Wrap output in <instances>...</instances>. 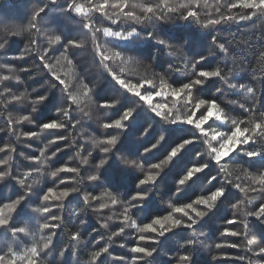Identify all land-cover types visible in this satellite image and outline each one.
<instances>
[{"label":"snow or ice","instance_id":"6c2138e0","mask_svg":"<svg viewBox=\"0 0 264 264\" xmlns=\"http://www.w3.org/2000/svg\"><path fill=\"white\" fill-rule=\"evenodd\" d=\"M56 2L57 0H40L36 6L30 8L26 26L0 19V32H3L6 37H20L26 31H35L47 37L49 46L44 48L43 54L38 58L42 62L43 69L52 79L49 91L32 101L33 106L30 113L20 115L17 119H13L12 116L7 118L8 127L24 122L33 123L32 114L37 111L36 105L48 101L53 90H59L63 94V102L67 107L57 108L58 118L42 123L39 126L40 132L82 128L83 123L91 119L90 106L93 102L95 88L81 82L78 89L70 90L72 84L69 79L73 73L72 60L68 57L69 49L82 48L85 42L75 38L66 39L61 34L41 33L40 30L42 21L52 11L50 5H54ZM208 8V0H97L95 3L89 0L87 6L84 3H79L78 0H64V6L58 11L61 14L74 15L85 20L82 27L91 33L95 54L99 58L98 62L110 77L113 87L119 92V98H105L102 103L98 104V107L104 110L119 108V112L116 118L109 117L100 124L105 132L102 138L92 140L91 150H86L84 144L78 146L75 155L80 157V167H71L68 163H64L48 173L52 178H59L60 173L73 175L59 178L58 185L41 189L39 192H34L33 185L38 184L39 181L33 177L43 175L44 166L65 148L72 147L75 140L71 144L65 143L64 148L56 147L50 155H46L49 145H56L58 142L68 140L66 135H54L49 144L39 150L38 155L27 157L40 166L30 167L28 170L16 174H14L12 165V154L16 152V148L10 144L0 146V154H4L0 157V184L12 180L20 186L19 194L7 201L0 202V233H9L12 237L19 234H31L27 226L15 225V217L25 214L26 205L34 195L39 201V206L32 211L40 214L44 220L39 225V230L47 231V235H41L39 240H35L30 247L25 248L22 252L15 251L11 245L7 246L6 251L0 249V264H43L42 255L47 254L45 250H50L58 231L64 226L63 217L55 214L53 209L61 208L63 202L74 194L81 196L83 204V207L73 212V215L76 216L86 215L88 212L99 216L105 210L115 207L122 208L121 225L116 231L111 232L103 246L92 252L94 264H102L100 258L105 254L111 255L110 248L113 246L114 238L123 236L126 229H134L139 234L138 240L129 249L132 254L131 264H150L147 258L157 254L159 246L169 239L170 234L174 235L175 230H191L195 235L196 226L218 206V203L222 202L229 187L243 192L245 199H248L249 192L257 190L264 192V169L257 174L244 170V175L249 177L251 184L242 187L239 182H234L230 178L232 172L226 162L230 157H243L247 163L264 164V111H259L257 116L255 107L249 108L236 100L225 103L217 97L196 96V93L202 91L209 82L219 80L227 83L229 77L233 75L232 71L225 67L206 68L203 66L217 54L227 58L230 55L229 41H221L217 35L209 32L201 33V35H210V47L207 51L196 53L191 66L192 76L187 78L186 82L181 81L177 84L168 83L163 76H160L157 81L155 76L147 75L136 78L134 82L133 76L138 72L139 61L132 55L125 54L126 51L135 50L137 43L141 41H150L153 45L167 49L169 53H172L177 47H182L170 42L174 37L165 38L151 30L142 35L141 30L152 25L184 22L183 26L187 27H191L192 24L198 25V28L193 31L200 32V30H219L222 26L229 24H246L257 17L264 18V0H228L223 5L217 0L214 12L208 11ZM221 8L224 10L222 11ZM94 15L106 18L112 26L97 27L92 19ZM97 33L102 35L105 43L97 41ZM35 43L33 40L32 44L35 45ZM108 43L114 47L110 48ZM8 44V39L0 42V53L6 51ZM53 46H59V49ZM57 50L60 51V56L56 59L55 65L50 64L48 62L49 54ZM29 54V50H25L13 59L24 60L25 56ZM65 61L67 62V71L61 73L57 68L63 69ZM117 63L120 65L119 70L114 71L111 65ZM7 67L6 64L0 65V68ZM30 70V68L21 69L23 72ZM177 71L180 69L178 68ZM7 81L22 82L19 75H0V84ZM229 87L238 93L252 96H255L257 91L253 86L244 83H231ZM5 92L10 97L9 103L13 104L26 100L28 96L26 92L12 94L7 88H5ZM216 92H221V89L217 88ZM165 97L175 98L179 107H177V103L169 107L167 103L155 102L157 98ZM229 104L237 105L239 109H242L245 113L244 118L229 117L226 113V107ZM77 112L80 114L79 118L74 117V113ZM218 121L230 124V129L221 131L213 127L212 125ZM154 128L157 131L153 135ZM132 132H138L140 139L150 136L151 139L146 145H142L141 159L120 157L121 162L127 166V171L134 169L142 173V176L135 177L134 188L131 192L120 193L119 189L122 185L108 175V170L112 167L110 159L120 151L118 146L122 145L123 140ZM0 133H6V128L0 127ZM39 135V132L27 131L19 133L16 139L19 140L21 136L31 139ZM83 135L81 132L82 137ZM197 144L204 146L205 150L196 151L194 153L196 162L181 169V173L175 181L174 195L179 196L187 187L196 184V181L201 179L200 174H204L205 184L211 187L204 194L196 195L190 202L174 206L166 214L150 215L149 222L137 223L136 219L132 218L134 211L143 212L149 208L155 197L154 189L158 181L163 178L162 174H165L166 168L174 166L188 156L190 146ZM28 146L31 147V145ZM161 149H163L161 152L163 158L158 159V162L146 165L143 158L152 154L154 150L160 151ZM96 150L99 151L94 156L93 153ZM137 151L139 152V149ZM85 152L86 154H83ZM93 161L95 163L91 173L86 177H81V167L90 165ZM212 167L217 169L215 174L211 173ZM77 177L86 179L90 182V186L111 185L117 192L104 191L101 195H94L92 192L81 193L79 187H60L74 181L78 183ZM29 178H32L30 183L27 182ZM235 179L239 181L240 177ZM256 185L259 186V189ZM201 191L204 192L203 186H201ZM245 199L232 205L235 211L242 213V219L237 217L234 212L231 218L226 219V224L229 227L223 229L222 236H246L249 217L264 222V203H260L254 211H245ZM177 214L180 215L177 216ZM114 215H109L107 220H101L100 227L108 229L107 221L112 220ZM85 223L86 220L81 219L78 230H68L67 242L59 251L61 257L70 250L72 256L76 255L75 247L84 240L82 227ZM238 223L244 225V232L232 227ZM96 232H98V228L93 227L89 235ZM104 239L103 236H100L96 244L99 245L100 241ZM253 243L254 240H247V245ZM197 244L198 241L195 238L185 240L181 246L184 251L176 257L177 264H194ZM120 247H125V245L121 243ZM215 247L217 249L223 247L240 249L242 245L218 243ZM248 251L252 255H264V246H259L255 252L251 248ZM113 259L123 261L125 258L121 256ZM213 259L240 261L247 259V264H252V260L245 255L234 256L226 252L218 253Z\"/></svg>","mask_w":264,"mask_h":264},{"label":"trees","instance_id":"16d2710c","mask_svg":"<svg viewBox=\"0 0 264 264\" xmlns=\"http://www.w3.org/2000/svg\"><path fill=\"white\" fill-rule=\"evenodd\" d=\"M39 2L40 0H0V19L26 26L29 20L30 8L36 6ZM78 2L84 3L87 6L89 0H78ZM92 2L95 3L97 0H92ZM227 2L228 0H219L221 5ZM208 4L209 8L207 10L214 12L217 0H208ZM63 6L64 0H57L56 4L50 5L52 11L42 21L40 30L41 33L46 32L49 35L61 34L66 39L75 38L85 42L82 48L69 49L68 52V57L72 60L73 64V73L69 77L72 84V89L70 90L75 91L78 89L81 82L95 88V94L92 97L93 102L90 106L91 119L84 122L82 128H70L59 130L58 132L56 130L40 132L39 126L42 123L58 118L57 108L67 107L63 102V94L59 90H53V94L49 96L48 101L36 105L37 111L32 114L33 123L24 122L8 127L7 118L12 116L13 119H17L20 115L30 113L33 106L32 101L39 95H44L49 91L52 79L43 69L42 62L38 58L39 55L43 54L44 48L49 46L45 35L38 34L35 31H26L20 37L10 38L6 37L3 32H0V42H3L5 39L9 40L6 51L0 53V65L6 64L8 67L0 68V75H19L22 81L21 83L7 81L0 84V127L6 128V133H0V146L10 144L16 148V152L12 154L14 174L22 173L30 167H39L38 163L30 161L27 157L38 155L39 150L44 145L49 144L54 135H66L68 140L58 142L56 145H49L46 155H50L51 151H54L56 147L64 148L65 143L71 144L75 140V144L72 147L65 148L63 152L59 153L57 157L50 160L44 166L43 175L33 177L39 181L38 184L33 185L34 192L58 185L59 178L72 176L73 174L71 173H60L59 178H52L48 173L64 163H68L71 167H80V157L75 155L78 146L84 144L86 150H91L92 140L102 138L105 132L100 127V124L109 117L116 118L119 112V108L104 110L98 107V104L102 103L105 98H119V92L113 87V82L98 62L99 58L95 54L91 33L82 27L85 20L74 15L61 14L58 10ZM221 10L223 11L224 9L221 8ZM92 19L97 27L112 26L106 18L99 15H94ZM183 25L184 22H174L167 25H152L141 30L142 35L146 31L151 30L165 38L174 37L170 42L182 47H177L172 53H169L167 49L153 45L150 41L138 42L135 50L126 51L125 53L126 55H132L139 61L138 72L133 76L134 82L136 78L145 75L149 77L155 76L157 81L160 76H163L170 84H177L181 81L186 82L187 78L192 76L191 66L196 53L207 51L210 47V35H201L203 32H209L217 35L221 41H229L230 55L225 58L217 54L203 66L206 68L225 67L227 70H231L233 75L229 77L227 83L219 80L209 82L203 87L202 91L196 93V96L203 98L217 97L225 103L236 100L249 108L255 107L257 109V116L259 115V111H264V55H262L264 53V18L257 17L246 24H229L222 26L219 30H200V32L193 31V29L198 28V25L192 24L191 27ZM33 40L36 42L35 45L32 44ZM97 41L99 43L106 42L100 33H97ZM108 46L110 48L114 47L111 43H108ZM53 47L59 49V46ZM25 50H29L30 54L26 55L24 60L13 59V57ZM59 56V50L50 52L48 62L55 65L56 59ZM64 64L65 67L63 69L57 68L61 73L67 71V62L65 61ZM111 67L114 71H118L120 65L118 63L112 64ZM23 68H30L31 70L23 72L21 71ZM178 68L180 71H177ZM231 83H244L253 86L257 90L256 95L238 93L229 87ZM5 88L9 89L12 94L26 92L28 94L27 99L15 104L9 103L10 97L5 92ZM217 88L221 89V92L217 93ZM155 102L167 103L169 107L177 103L175 98L172 97L157 98ZM177 107H179V103H177ZM226 113L229 117L237 119L244 118L245 116L242 109H239L237 105L231 104L227 105ZM79 116L78 112L74 113L75 118H79ZM212 126L221 131H228L231 127L230 124H223L219 121ZM27 131H36L40 135L31 139L23 136L19 140L16 139L19 133ZM156 131L157 129L154 128L153 135ZM81 132L84 134L83 137L81 136ZM150 139L151 136L140 139L138 132L129 133L127 138L123 140L122 145L118 146L120 147V151L110 159L112 167L108 170V175L122 185L119 189L120 193L131 192L134 188L133 181L135 177L142 176V173L138 170L127 171V166L121 162L120 157L141 159L142 145H146ZM28 145H31V147ZM137 149H139V152ZM204 150V146L200 144L190 146L188 156L184 157V159L177 162L174 166L166 168L165 174H162L163 178L158 181L154 189L155 197L149 208L143 212L134 211L132 218L136 219L137 223L149 222L148 217L150 215L166 214L174 206L190 202L196 195L204 194L211 187L205 184L204 174H200L201 179L196 181V184L187 187L181 195H174L175 181L178 179L181 169L185 166H190L192 162H196L194 156L196 151ZM98 151L96 150L93 155H97ZM161 152H163V149L160 151L154 150L152 154L144 157L143 161L146 165L147 163L158 162V159L163 158ZM83 154H86V152ZM3 155L0 154V157ZM226 162L229 164V169L232 172L230 178L234 182H239L242 187L246 184H251L249 177L244 175V170L257 174L260 170L264 169V164L259 162L250 164L243 157H230ZM94 163L95 161L90 165L81 167V177H86L91 173ZM216 171L217 169L212 167L211 173L215 174ZM81 177H77L78 183L74 181L60 187H79L81 193L92 192L94 195H101L104 191L117 192L111 185L101 187L90 186V182L86 179H81ZM236 177H240L239 181H236ZM31 179L29 178L27 182L30 183ZM201 186H203L204 192L201 191ZM256 187L259 189L258 185ZM19 189L20 186L12 180L0 184V202L14 198L15 195L19 194ZM241 199H245V194L234 187H229L222 202L218 203V206L196 226L195 235L191 230H175V234H170L169 239L159 246L157 254H154L151 258H147L150 264H177L176 257L184 251L181 246L185 240L190 238H195L198 241L194 255V264H247V259L245 261L232 259L214 260L213 257L220 252H226L234 256L245 255L248 259L252 260V264H264V255H252L248 251L251 248L255 252L259 246H264V222L249 217L246 236L232 237L221 235L223 229L229 227L226 224V219L231 218L234 212L237 217L242 219V213L232 208V205ZM54 203L59 204L60 202ZM260 203H264V192L259 190L249 192L248 199H245L244 210L254 211ZM37 206H39V201L34 195L26 205L25 214L15 217V225L27 226L31 234H19L16 237H12L9 233H0V249L6 251L7 246L11 245L15 251L22 252L25 248L30 247L35 240H39L41 235H47L46 230L44 232L39 230V225L44 222L42 216L32 211ZM80 207H83L81 196L74 194L63 202L61 208L53 209L55 214L63 217L64 226L58 231L50 250H45L47 254L42 255L43 264H94L92 252L103 246L107 242V237L111 235V232L116 231L121 225L122 208L120 207L105 210L99 216L92 212H88L86 215H73V212ZM113 214H115L114 218L107 221L109 228H101V220H107V217ZM179 215L177 214V216ZM81 219L86 220V223L82 227L84 240L75 247V256L71 255L70 250V252L65 253L61 257L59 251L67 242L68 230H78ZM93 227L98 228V232L89 235ZM232 227L237 228L241 232L245 231L243 224L238 223ZM138 235L134 229H126L123 236L114 238L113 246L110 248L111 255H103L100 258L102 264H131L132 254L129 249L138 240ZM100 236H103L105 239L101 240L99 245H97L96 241ZM247 240H254V243L247 245ZM121 243L125 247H120ZM218 243H238L242 247L240 249L230 247L217 249L215 245ZM121 256L125 258L123 261L113 259L114 257Z\"/></svg>","mask_w":264,"mask_h":264}]
</instances>
